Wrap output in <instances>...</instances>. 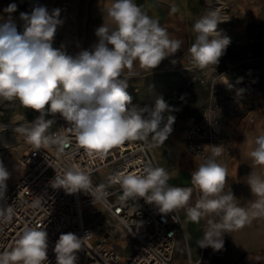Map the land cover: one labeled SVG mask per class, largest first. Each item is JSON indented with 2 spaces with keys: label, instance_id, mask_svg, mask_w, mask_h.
Listing matches in <instances>:
<instances>
[{
  "label": "clouds",
  "instance_id": "clouds-1",
  "mask_svg": "<svg viewBox=\"0 0 264 264\" xmlns=\"http://www.w3.org/2000/svg\"><path fill=\"white\" fill-rule=\"evenodd\" d=\"M16 10L15 3L9 4L3 9L8 18L0 22V98L19 100L22 106L38 113L28 124L14 127L17 135L36 149L62 145V133L46 135L52 124L46 116L58 113L70 124L89 156H102L126 141H150L149 146L165 143L175 121L169 114L170 106L161 97L153 107L140 108L132 105V96L126 91L137 62L142 69L153 71L181 47L182 41L172 39L158 19L149 16L135 0H113L106 9L113 27L104 22L95 30L98 42L90 50L72 55L64 46H53L62 24L59 8L50 12L40 5L30 13L21 12L22 33L11 16ZM170 11L175 13L178 8L173 5ZM220 22L213 10L193 24L197 35L189 53L200 69L217 66L231 43L230 37L217 32ZM125 69L129 70L127 76ZM254 144L249 156L255 165L264 168V135L257 136ZM221 152L220 146H212L211 156L191 172V184L200 193L195 204H190L192 187L169 185L168 171L151 164L139 172L117 174L121 200L143 198L162 214L184 209L187 221L198 224L206 220L204 235L197 244L219 251L226 233L244 227L252 219L264 218V176L252 171L246 177L256 199L247 208L240 206L232 190L225 191L227 170L215 159ZM9 178V171L0 162V201L5 199ZM50 183L68 194L86 193L91 179L71 166ZM6 210L10 214L11 206ZM85 237L72 232L60 234L53 249L56 264H77V252L83 248ZM48 247L44 227L26 228L10 250L0 252V264H48Z\"/></svg>",
  "mask_w": 264,
  "mask_h": 264
},
{
  "label": "built area",
  "instance_id": "built-area-1",
  "mask_svg": "<svg viewBox=\"0 0 264 264\" xmlns=\"http://www.w3.org/2000/svg\"><path fill=\"white\" fill-rule=\"evenodd\" d=\"M226 58L225 52L217 66L200 69L189 55L178 67L184 89L199 87L206 92V106L184 138L185 152L202 161L211 156L212 146L223 147L226 121L250 116L257 105L251 87L229 78L231 67L224 64ZM49 120V136L60 132L64 143L40 149L28 144L16 159L12 178L6 182L5 199L0 201V252L10 250L26 228L44 227L49 242L48 264H56L55 242L68 232L81 238L89 234L77 252V264H175L177 237L179 233L184 236L180 209L162 214L143 198L121 200L117 174L139 172L149 164L160 167L150 141H126L102 156H89L62 116ZM71 166L90 176L86 193L68 194L51 186L55 175ZM191 186L199 198V191ZM7 206H11L10 214ZM85 216L92 220L85 221ZM199 263L187 254L185 264Z\"/></svg>",
  "mask_w": 264,
  "mask_h": 264
},
{
  "label": "crops",
  "instance_id": "crops-1",
  "mask_svg": "<svg viewBox=\"0 0 264 264\" xmlns=\"http://www.w3.org/2000/svg\"><path fill=\"white\" fill-rule=\"evenodd\" d=\"M188 1L190 2V0H135L143 11L159 20L172 39H179L182 44L177 53L162 61L153 71L142 69L137 62L131 70L135 75L128 78L126 89L132 96V105L143 108L150 106L144 105V91L149 87L146 86L148 79L151 77H158L159 80L166 78L160 84L159 89L163 90L166 98L169 99L168 105L172 109L169 114L175 117V121L172 126L173 131L165 143L153 145V148L157 147L161 161L163 159L161 163L156 156L160 167L165 168L171 177L168 181L169 185L178 187H192L190 182L192 169L204 162L188 155L184 147L188 127L201 115L206 106V92L199 87H194L192 90L184 89L185 80L182 72H179L177 68L190 55L189 48L195 42L197 35L193 31L196 19H192V6ZM112 2L113 0H87L82 24L78 35L75 34L77 37L72 41L73 47L68 51L69 54L74 55L82 49L90 50L98 42L95 30L104 22L110 28L113 27L106 15V9L111 6ZM173 5L178 8L175 13L170 11ZM231 45L227 47V58L224 60V64L230 67H236L247 60L252 52L257 49L261 51L264 47L260 40L253 44H242V48L237 47V43L234 46ZM128 71L125 69V76ZM230 71L231 68L228 74L231 79ZM258 92L264 93V85H259ZM190 96L193 100L188 101ZM259 135H264V101H260L254 107L250 116L226 121L223 133L224 145L221 148V154L216 159V162L227 170L225 191L231 189L238 200L237 203L245 208L256 199L247 185L246 177L252 171L264 176V168L255 165L249 156L255 147L254 141ZM183 174L188 175V183H181ZM197 199L193 190L190 204H195ZM180 211L184 236L179 233L177 237L175 264H185L187 254L193 260L199 259V264H264V218L252 219L244 227L226 233L223 237V249L216 251L211 247L200 248L197 244V241L204 235L206 220H201L198 224L191 223L186 219L185 210L180 209ZM177 246L182 247L181 261L177 259Z\"/></svg>",
  "mask_w": 264,
  "mask_h": 264
},
{
  "label": "rangeland",
  "instance_id": "rangeland-1",
  "mask_svg": "<svg viewBox=\"0 0 264 264\" xmlns=\"http://www.w3.org/2000/svg\"><path fill=\"white\" fill-rule=\"evenodd\" d=\"M12 3L17 5V10L11 16L16 23L17 30L21 33L24 30L23 21L20 19L21 12L30 13L34 6L40 5L46 6L50 12L59 8L62 24L57 29L53 46L56 48L64 46L67 52L71 50V47H73L72 41L77 37L75 34L79 33L83 21L87 0H0V22L8 18V14L4 13L3 9ZM189 4L192 6V19L197 20L210 11H216L218 19L221 21L217 25V32L230 37V44L233 46L237 43V47L242 48V44H253L257 40H260L262 46H264V0H190ZM259 51L257 49L252 52L250 56L248 55L247 60L236 67H232L230 71L233 82L245 84L253 89L256 93L253 99L257 102V105L260 101H264V93L258 92L259 85H264V47ZM165 79L159 80L158 77L148 79L146 86L148 85L150 88L148 87L149 89L147 88L144 91V105L153 106L157 98L167 97L163 90L159 89L160 84ZM37 115L38 113L22 106L19 100L7 101L0 98V162L4 164L10 173L8 180L12 178V166L15 164L16 159L27 150L29 144L25 142L22 136L14 132V127L28 124ZM56 115L60 114L57 113ZM51 116L55 115L49 114L46 119L49 120ZM50 132L51 125L46 135L49 136ZM154 153L162 163L163 159L161 161L156 146ZM181 177V183H188V175L183 174ZM84 219L85 221L92 220V218L86 216ZM181 248V246L176 248L178 261L182 259L180 255Z\"/></svg>",
  "mask_w": 264,
  "mask_h": 264
},
{
  "label": "bare ground",
  "instance_id": "bare-ground-1",
  "mask_svg": "<svg viewBox=\"0 0 264 264\" xmlns=\"http://www.w3.org/2000/svg\"><path fill=\"white\" fill-rule=\"evenodd\" d=\"M232 46V45H231ZM229 47V46H228ZM228 50V49H227ZM233 52V51H232ZM231 53V52H230ZM232 56V55H231ZM230 67V66H229ZM232 68V67H231ZM55 116H61V115H55Z\"/></svg>",
  "mask_w": 264,
  "mask_h": 264
}]
</instances>
